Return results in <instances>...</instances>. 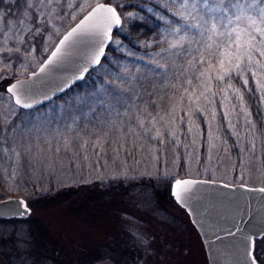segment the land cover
<instances>
[{
	"label": "rangeland",
	"instance_id": "obj_1",
	"mask_svg": "<svg viewBox=\"0 0 264 264\" xmlns=\"http://www.w3.org/2000/svg\"><path fill=\"white\" fill-rule=\"evenodd\" d=\"M99 1L121 8L131 3L135 6L121 10L124 24L113 37L114 51L107 53L108 60L64 96L33 109L16 105L7 85L35 70L60 37ZM77 5H83V10ZM170 8L169 0H60L58 5L40 7L45 16L36 23L32 9H17L13 0L0 3V16L10 21L5 24L0 19V199L25 197L32 211L23 218L34 217L46 224L50 235L70 249H101L96 264L210 263L201 234L172 196L171 186L161 205L153 203V196L129 192L132 204L119 195L112 205L99 203L97 210L87 211L75 210L73 198L58 200L66 195L40 200L36 187L54 185L56 191L80 185L85 189L117 177L132 180L144 176H158L164 184L193 176L264 186V121L254 119L249 101V94L259 97L264 113V88L260 86L264 68L253 63L251 72L244 74L245 85L236 74L217 81L218 73L212 72L209 83L203 78L196 80L193 73L198 74L201 66L185 71L182 59L177 58L173 67L170 53L162 51L167 48L166 21L174 18ZM9 9L11 15L7 16ZM53 9L54 14L47 16ZM24 11L32 18L24 17ZM144 15L150 27H159L140 37V31L130 32L129 24ZM124 35H129L130 41ZM21 38L23 43H18ZM255 59L264 62L258 54ZM157 62H167V77L153 71ZM186 79H193V84H186ZM229 83L233 87L229 88ZM97 94L101 100L114 95L125 98L127 115L120 105H116L119 115L99 103H90L82 112L74 107L81 96ZM129 210L132 212H126ZM125 224L131 225L123 231ZM17 229L24 234L21 225ZM109 243L118 246L112 250L118 254V248L128 243L138 252L142 249V259H118V254L104 250ZM0 264H8L1 254Z\"/></svg>",
	"mask_w": 264,
	"mask_h": 264
},
{
	"label": "snow or ice",
	"instance_id": "obj_2",
	"mask_svg": "<svg viewBox=\"0 0 264 264\" xmlns=\"http://www.w3.org/2000/svg\"><path fill=\"white\" fill-rule=\"evenodd\" d=\"M4 2H7V0H0V3ZM13 2L17 9L21 7L32 9L35 16L34 22L39 23L40 18L45 16V13L40 12L39 8L47 7L53 3L58 5L60 0H37V3H34L33 0H13ZM169 3L174 18L170 22L166 21L169 24L164 30V43L167 44V48L162 49V51L170 53L173 67H175V60L178 58L185 61V66H182L185 67V71L195 70L197 65L201 66L198 74L193 73V78L196 80L203 78L205 83H209L213 78L210 75L212 72L218 73L215 76L217 81H223L226 77L231 78L233 74H236L243 79L245 85H247L248 80L244 78V74L245 72H251L253 63L260 68H264V62L255 59V54L264 57V0H169ZM77 7L83 10V5H77ZM118 7H121V5L113 7L103 3L97 4L76 27L72 28L59 40V44L51 53L47 63L40 68V71L44 72L48 65L60 60L64 49L69 47L70 43L73 42V38L84 34L102 38L94 49L91 58L93 64L99 65L101 58L105 57L104 40L111 41L113 26L121 25V14L117 11ZM54 12L53 9L47 16H52ZM6 15H11V9L8 10ZM22 15L32 18L27 11H24ZM72 18L75 19V16ZM0 19H4L5 24H10V21L4 16H0ZM18 22L23 24V20ZM48 22L51 23V20H48ZM28 31L31 32L32 29L29 28ZM36 31L38 32L40 29L37 28ZM54 31L59 34V28H55ZM168 37H171V39H168ZM18 43H23L22 38ZM115 43L119 44L120 42L116 41ZM19 50V47H17L16 51ZM7 51H11V49H7ZM205 65L206 67H204ZM87 71L88 68L85 67L76 79H83V73ZM153 71L158 72L162 77H167L169 71L167 62L165 64L157 62V67ZM251 74L253 77L256 76L255 72ZM180 75H183V73H180ZM185 83L192 85L193 79H186ZM67 86L65 84L64 87ZM260 86L264 88V84ZM172 87L175 88L176 85L173 84ZM196 87H199V85ZM228 87L233 86L229 83ZM59 90L63 91L64 88L61 87ZM236 91L239 92L238 89ZM7 92L12 94L15 104L22 108H33L36 103L42 102L37 101L31 95L29 87L23 82L12 84L7 88ZM184 92L188 93V89L185 88ZM191 95H194V93ZM191 95L189 98H191ZM113 100L115 104L112 103ZM90 103L107 106L110 110L116 111L117 115L120 113L116 105L125 107V115L128 112L125 98L118 95H114L108 100H101L98 94L81 96L74 107L77 111L82 112V109L88 107ZM89 110L92 111L93 109ZM68 115L69 118H72L71 112ZM72 123H76L75 118H72ZM140 124L143 126L142 121H140ZM192 184L193 181L189 180H175L173 196L178 202L186 198ZM259 191L264 192V188ZM16 203L18 205L16 209H7L6 205H0V223L17 217L23 218L29 214L30 209L24 201ZM244 240L246 242L251 241V237L245 236ZM248 255L252 257L251 264H256V259L251 251H248Z\"/></svg>",
	"mask_w": 264,
	"mask_h": 264
},
{
	"label": "water",
	"instance_id": "obj_3",
	"mask_svg": "<svg viewBox=\"0 0 264 264\" xmlns=\"http://www.w3.org/2000/svg\"><path fill=\"white\" fill-rule=\"evenodd\" d=\"M100 3L113 7L117 6L109 1L97 2L60 39L76 27ZM117 11L121 14V25L113 26L111 41L104 40L105 57L109 46L112 44L115 31L124 24L120 9L117 8ZM101 39V37L90 34L74 37L69 47L64 49L61 59L52 65H48L45 71L41 72L40 68L51 57V53L59 44L58 40L54 48L35 70L30 71L27 76L13 79L7 88L17 82H23L29 87L31 95L37 101H42L36 103L33 108L45 105L83 81L91 70L102 63L105 57L101 58L99 65L91 62L92 53ZM85 67L88 68V71L83 73V79H76ZM65 84L68 86L64 87ZM61 87L64 88L63 91L59 90ZM176 179L193 181L186 198L179 202L173 196V186ZM262 188L264 186L228 183L219 179L193 176H180L172 181L171 194L187 210L192 222L201 234L210 264H251L252 257H249L248 251L252 252L256 264H262L255 255V240L264 236V192L259 191ZM19 201H24L28 205L30 214L32 209L27 199L21 195L1 198L0 205H6L7 209H16L18 207L16 202ZM245 236L251 237V241L246 242Z\"/></svg>",
	"mask_w": 264,
	"mask_h": 264
},
{
	"label": "trees",
	"instance_id": "obj_4",
	"mask_svg": "<svg viewBox=\"0 0 264 264\" xmlns=\"http://www.w3.org/2000/svg\"><path fill=\"white\" fill-rule=\"evenodd\" d=\"M133 6L134 5L132 3L125 4L122 8L119 7V9H130V7L133 8ZM153 17H151V19L155 20ZM148 24V17L145 15L144 17L136 16L133 22L129 24V30L132 33L140 31V37H142L155 32V30L159 27L158 25H156V27H150ZM117 33H119V29L115 32V34ZM128 36L129 35H124L123 37L124 39L130 41ZM131 43L133 44V42ZM109 51H114V49L111 48V45L108 48V52ZM107 60V57H105L103 61ZM86 80L87 79L78 83L76 86L80 87V85H82ZM258 98L259 97L255 95L249 94L250 107L253 117L258 122H263L264 113L261 108V101H259L260 99ZM170 186V183L164 184L158 176H144L132 180L117 177L115 181L102 183L101 185H94L92 188L87 187L83 189L80 185H77L63 190L60 188L55 191L54 185H50L49 187L43 189L36 187L35 192L37 195H40V200L43 199L44 201H51L53 200L51 198L66 195V197L58 198V200H61L62 198H73L71 203L74 206H77L76 209L75 207H73V209L87 211L93 210V208L99 203H101L102 206H108L109 204L112 205L111 201H114L119 195L121 199H124L126 202L132 204L129 200L131 197H128L129 192L133 195L135 194L134 196H153V201H155L153 203L157 202L161 205L162 202H164L166 195H170ZM99 209H102V207ZM126 212L131 213L132 211L129 210ZM19 225L23 228L21 230H24L23 235H20V232L17 229ZM130 225L131 224H125L123 231H125V228ZM0 227L3 228H0V254L7 260L8 264H96L98 260L97 257L102 255L101 249L93 245V248L90 249H70L68 244L61 243L60 240L52 237L46 224L42 222L39 223V221H37L34 217L8 219L0 224ZM117 233H120V230ZM112 239H114V237H112L111 240ZM128 244L121 249L118 248L121 251V255L115 253L116 251H112L118 246L112 247L110 246L112 245L110 243L104 250H108L107 252L111 255L118 254L116 256L118 259H128L129 262L133 259L139 262L140 258L142 259L143 250L141 249L142 253L138 252L137 250L132 249L133 246L130 245L129 247ZM255 255L257 259L264 264V236L256 238Z\"/></svg>",
	"mask_w": 264,
	"mask_h": 264
}]
</instances>
